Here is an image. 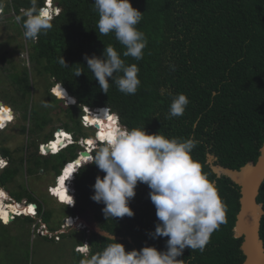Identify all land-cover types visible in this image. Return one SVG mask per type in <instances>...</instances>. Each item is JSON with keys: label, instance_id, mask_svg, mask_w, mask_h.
I'll return each instance as SVG.
<instances>
[{"label": "trees", "instance_id": "obj_1", "mask_svg": "<svg viewBox=\"0 0 264 264\" xmlns=\"http://www.w3.org/2000/svg\"><path fill=\"white\" fill-rule=\"evenodd\" d=\"M39 2L43 6L44 0ZM131 3L142 13L137 28L147 38L142 59L124 57V46L114 33L99 34V15L94 0H54L59 13L53 16L52 28L39 35L36 41L25 37L22 22L19 23L29 48V65H15L4 54L0 55V63L9 62L13 69L7 68L4 73L9 80V91H4L0 100L20 113L23 120H28L29 125H23V131L26 127L35 138L53 122L51 111H63L61 127L71 131L77 141L84 133L80 122L83 106L108 107L127 129L144 125L148 133L161 132L169 138L194 137L199 143L192 156L218 187L227 205V222L212 233L202 252L185 248L177 259L183 264H240L244 259L240 248L242 237H236L233 229L239 209V186L225 175H216L207 163V153L216 157V163L240 168L257 158L264 142V0H131ZM29 7L30 0H10L5 2L3 10L11 8L17 16ZM108 45L121 54L127 65L135 63L139 67L141 83L134 95L120 92L113 80L109 81L108 93H104L87 68L85 54L102 56ZM62 55L68 67L59 63ZM77 68L83 71L79 76H75ZM34 75L39 81L43 80L48 95L45 102L39 104L30 102ZM56 83L69 91L72 96L66 90L69 97L76 98V104L66 105L49 91ZM179 93L187 95L189 104L182 116L169 118L170 104ZM114 117L107 121L105 129L118 125ZM89 119L87 112L86 121ZM53 129L44 135V142L52 139L51 144H54ZM100 136L98 134V139ZM35 138L28 146L33 150L25 156L15 158L8 147H0L9 161L0 171V188L9 189L21 170L31 175L47 171L59 175L64 164L77 158L80 166L73 180L75 202L71 207L65 205L68 214L90 213L94 224L116 236L126 251L145 245L167 250V237L152 238L150 235L158 221L146 184H137L136 195L129 202L134 211L132 217L107 218L102 211L105 205L91 199L97 175H104L94 163L88 162L97 147L91 154L79 153L81 147L75 141L58 153L41 156ZM21 184L19 191H10L11 195L35 202L37 216L48 222L51 213L46 211L42 200ZM257 200L262 202L264 210V180ZM27 207L33 210L32 203ZM19 217L27 224L36 220L17 216L7 224L0 222L4 229L0 236L3 259L18 257V252H13L12 248L19 237L11 238L9 231ZM74 232L77 230L70 234ZM259 233L264 245V212ZM79 238L73 248L87 241L89 254L101 251L112 242L111 237L94 230H88L85 237ZM73 253V260L79 264L85 253L75 249ZM27 260L26 255L24 264Z\"/></svg>", "mask_w": 264, "mask_h": 264}, {"label": "clouds", "instance_id": "obj_2", "mask_svg": "<svg viewBox=\"0 0 264 264\" xmlns=\"http://www.w3.org/2000/svg\"><path fill=\"white\" fill-rule=\"evenodd\" d=\"M44 2L45 4L41 6L39 0H30V7L22 9L21 14L15 17L17 23L22 22L25 37L33 41L52 28L53 16L59 13L55 14L53 11L54 7L59 9L54 4V0ZM94 6L99 15L97 21L99 34L114 33L116 40L124 46L125 50L122 53L124 57L142 59L147 38L137 28L142 13L133 7L131 0H94ZM4 7L5 0H0V12ZM45 8H49V11ZM84 58L87 61V68L104 93H108L110 80H113L118 90L126 95H134L137 92L141 83L138 78L139 67L135 63L127 65L112 45L104 48L102 56L85 54ZM59 63L68 67L63 55ZM82 72L77 68L75 76H79ZM67 92L69 93L68 90ZM51 93L57 96L53 91ZM58 98L66 105L76 104L75 97V102L71 104H68L64 98ZM188 104L189 99L186 94L179 93L174 96L170 104L169 118L182 116ZM10 108L12 109L11 106ZM100 108L82 107L80 122H83V127L93 128V134L95 124L91 125L86 121L87 111H96ZM108 110L116 117L119 126L117 115L109 108ZM13 119L14 114L0 125V130L7 127ZM56 131L65 134V136L60 135L64 142L51 154L58 153L76 141L71 131L62 127ZM56 131H53V139ZM80 139L76 143L81 148L90 152L94 149L87 147L88 144L84 142L87 136H81ZM100 140L102 141L96 145L94 157H90L88 162L94 163L104 175H97L92 186L94 192L91 199L105 205L102 211L107 218L132 217L134 211L129 206V202L136 195L137 184H146L150 189L149 196L155 206L158 221L155 231L150 235L152 238L167 237V250L161 251L155 246L145 245L140 249L126 251L124 244L118 242L112 235V242L95 254H89L87 241L78 244L85 248L82 251L75 246L77 251L85 253L79 264H183L177 257L182 256L185 248H190L192 251L199 249L202 252L212 233L227 222V205L222 200L216 184L203 171V165L192 156V151L199 141L194 137L169 138L161 132L148 133L144 125L123 130L115 127L105 129ZM41 143H38V154ZM5 157L8 159L7 156ZM75 173L66 180L71 196L75 193V189L69 184L73 183ZM56 178L58 175L55 176V182ZM74 202L72 197L71 202L63 204L71 207ZM72 220L68 218L67 222L71 225L68 229L77 227L74 221L72 224Z\"/></svg>", "mask_w": 264, "mask_h": 264}, {"label": "rangeland", "instance_id": "obj_3", "mask_svg": "<svg viewBox=\"0 0 264 264\" xmlns=\"http://www.w3.org/2000/svg\"><path fill=\"white\" fill-rule=\"evenodd\" d=\"M10 0H5V2ZM45 1V0H44ZM45 4V2H44ZM51 14V13H50ZM16 15L10 8L9 10H3L0 13V55L4 54V56L11 60L12 63L20 64V65H29L27 57H28V44L26 43V39L23 35V32L21 31L20 24L16 22L15 19ZM8 70H13L11 68V65L9 62L6 63H0V95L4 91H9V80L7 76L4 75L5 72ZM36 76H32V96L30 99L31 103H41L45 102L47 99V94L45 92V87L43 86V80L39 78L36 79ZM42 80V81H41ZM37 83V84H36ZM50 92H52V88L49 89ZM53 94V93H52ZM0 125H3L4 121H7L11 118V116L14 114V119L11 123L7 125V127L0 130V147H8L13 157L17 158V156H25L31 150H33V147H28L29 143L32 140H34L35 135H30L25 130L23 131V125L27 126L29 125L28 120H23L20 117V113L16 112L14 108H10L9 105H7L6 102H0ZM65 104V102L63 101ZM65 112L63 111H51L50 116L53 118V122L49 124L45 129L42 131V134L39 135L37 138H35V141L37 143L44 142V135L48 133L52 128L53 131H56L59 127H61L62 122L64 120ZM89 117L90 114L88 113ZM92 117V116H91ZM116 118V117H115ZM91 120H89L90 122ZM82 122V121H81ZM92 122V121H91ZM101 122H98L99 124ZM106 123H101L98 125V127H95V131L93 134V128H83L84 133L83 136H89L93 138L98 134H102V132L105 130ZM82 125L83 122H82ZM121 130L125 129L123 126L119 124L115 125ZM79 140H81L79 138ZM78 140V141H79ZM46 145V148H49V144ZM54 144L52 145V149L56 148V145H59L60 143L58 140L53 141ZM93 148V147H92ZM51 153H49L50 155ZM1 156L4 157V155L0 151V160ZM41 156H48V155H41ZM26 162V161H24ZM9 161L7 159V165L8 166ZM26 164H29L28 162ZM6 166H3L1 168V162H0V171L3 170ZM55 174L53 171H47V172H37L35 174H26L24 170H21V173L19 176H17L15 182L10 184L9 189L3 188L9 197H5L4 201L11 202L12 200H20L17 199L15 196V199L10 191H19L20 187L19 184L22 185V188L26 189L27 191H31L34 196L37 198H40L44 204V208L47 212L51 213V217L48 220V225L51 227V229H56L60 226V224L63 221V218L68 214V211L66 209V204L60 203L56 200L54 196H51L49 192V187L55 184ZM73 187V183L69 184V186ZM75 194V193H74ZM74 194L72 197L74 198ZM13 202V201H12ZM18 202H27V199L23 198ZM33 203V202H32ZM62 204V205H61ZM28 213V211H27ZM78 218L83 222L84 230L76 228H70L67 229L66 233L61 235L60 241H55L53 239H47L44 236H39L37 234L32 233L33 224H27L24 221L23 217H19L16 219L15 223L12 225L13 230L10 229L9 234L11 235V238H17L19 237V241L13 245V252L15 250L18 252L17 255L12 257H6L3 259L1 258V250H0V264H24L23 261L27 255L28 260L27 264H76L75 260L73 258L75 257V254L73 253V249L76 250L74 246V243L79 241V237L83 236L85 237L88 233V230H92L95 228L94 222L91 218L90 213H80L77 214ZM17 216H30V215H15ZM69 216V214L67 215ZM74 216V215H72ZM14 217V218H15ZM32 217V216H30ZM14 218L12 220H14ZM1 223H6L2 219H0ZM9 223V222H8ZM30 225V226H29ZM72 230H77V232L70 234ZM82 231V234L81 232ZM84 231V234H83ZM4 233V229L0 227V236ZM18 240V239H17ZM16 240V241H17ZM82 249L85 248H81ZM80 252V251H79Z\"/></svg>", "mask_w": 264, "mask_h": 264}, {"label": "water", "instance_id": "obj_4", "mask_svg": "<svg viewBox=\"0 0 264 264\" xmlns=\"http://www.w3.org/2000/svg\"><path fill=\"white\" fill-rule=\"evenodd\" d=\"M57 97L59 96L57 95ZM95 127H98V124H95ZM95 140L98 141L97 138ZM84 150L85 148H81L79 153L90 152L89 150ZM215 160L216 157L214 155L207 153V163L216 175L218 177L225 175L239 186V209L233 229L236 237H242L240 248L244 259L240 264H264V245L259 233L260 219L264 210L262 202L257 200L259 187L264 180V142L259 148L257 158L247 161L240 168H231L221 163H216ZM33 205L36 206L34 203ZM12 219V216L9 215V222ZM94 227L92 230L109 237L112 236L107 231L100 230L96 225Z\"/></svg>", "mask_w": 264, "mask_h": 264}, {"label": "bare ground", "instance_id": "obj_5", "mask_svg": "<svg viewBox=\"0 0 264 264\" xmlns=\"http://www.w3.org/2000/svg\"><path fill=\"white\" fill-rule=\"evenodd\" d=\"M49 9V8H46ZM52 91L57 95V92H59L60 94L58 95L61 98H64L65 100L68 101V104H71L73 102H75V98L74 97H69L67 95V92L64 88V86L61 83L55 84L52 87ZM90 114V124H97L98 122L101 123H106L105 125H107V121L110 120L109 117H114L111 116V114L109 113V110L106 107H101L100 109L96 110V111H91L89 112V110L87 111ZM92 116V117H91ZM115 118V117H114ZM117 120V119H116ZM100 124V123H99ZM95 126V125H94ZM115 128H118L117 126H113ZM120 129V128H118ZM61 132V131H60ZM62 132H64V130H62ZM62 134V136H65V134L63 133H58L57 136L53 139L58 140V142L60 143L59 145H56L57 147L55 149H52V145L49 144V148H46L45 146L48 145L47 143H45V145H43V149L47 152V151H51V152H55L57 151L62 145H63V138L60 136ZM95 138H98L96 133L95 136L93 138L91 137H87L86 141H84L86 144H88L87 147L91 148H96L98 145V143L101 141L100 139H98L99 141L95 140ZM52 142V140H51ZM98 142V143H97ZM77 166H79V162L78 160H71L68 163H66L64 165V167L62 168V172L58 175V180L55 182L54 185H52L50 192L52 195H54L61 203H66V202H71L72 201V196L71 193L69 191V187L66 185V180L70 179L74 173L75 170L77 169ZM67 173V174H66ZM63 179V183H61V180ZM65 195L67 197H69V199H61V195ZM8 197L7 192L3 189L0 188V219H2L4 222H8L9 220V215L10 214H14L15 212L17 213H30L33 212V210L30 207H27V205H23L21 203L18 202H6L4 201V198ZM33 205V204H32ZM34 208V206H33ZM80 220V219H79Z\"/></svg>", "mask_w": 264, "mask_h": 264}, {"label": "built area", "instance_id": "obj_6", "mask_svg": "<svg viewBox=\"0 0 264 264\" xmlns=\"http://www.w3.org/2000/svg\"><path fill=\"white\" fill-rule=\"evenodd\" d=\"M53 11L56 14V13L59 12V9L56 8V7H54L53 8ZM58 133L59 132L56 131L54 133V137H56ZM50 142H51V140L48 141V143H50ZM43 145H45V143H41L39 145V153L41 155H47L48 153H51V151H49V152L47 151L46 152L43 149ZM0 161H1V168L3 166H6L7 165V158L5 156L4 157L1 156V160ZM51 188L52 187H49V190ZM12 201L15 202V200H12ZM16 202H18V201H16ZM18 203H21V202H18ZM21 204H23V205L27 204L28 206H30L31 205V202H28V203L27 202H23ZM23 214L24 215H30V216H32V217H34L36 219L35 222H34V224H33L34 226H33V229H32V233L37 234V235H40V236H48L49 238H53L54 240H60L61 239V234L62 233H65L66 230L71 226L70 223L67 222L68 221V218H70L71 220L73 219L72 220V224H73V221H74V223L76 224V226L78 227V229H81V230H84L85 229L83 227V222L81 220H79V218H78L77 215H75L73 217H71V216L65 217L64 220L62 221V223L60 224L59 228L58 229H55V230H52V229L49 228V225H48L47 222H45L41 217H38L37 216V205L34 206L33 212H30V213H17V212H15L14 214H10V215L12 216V218H14L15 215H23ZM76 248L81 249L83 247L80 246V245H76Z\"/></svg>", "mask_w": 264, "mask_h": 264}, {"label": "snow or ice", "instance_id": "obj_7", "mask_svg": "<svg viewBox=\"0 0 264 264\" xmlns=\"http://www.w3.org/2000/svg\"><path fill=\"white\" fill-rule=\"evenodd\" d=\"M60 93L59 92H57V95H59ZM109 119H112L111 117H109ZM67 174V173H66ZM64 181H63V179L61 180V183H63ZM61 199L62 200H64V199H69V197H67V196H65V195H61ZM7 222V221H6ZM83 250V249H82Z\"/></svg>", "mask_w": 264, "mask_h": 264}, {"label": "crops", "instance_id": "obj_8", "mask_svg": "<svg viewBox=\"0 0 264 264\" xmlns=\"http://www.w3.org/2000/svg\"><path fill=\"white\" fill-rule=\"evenodd\" d=\"M27 131V130H26ZM67 216V215H66Z\"/></svg>", "mask_w": 264, "mask_h": 264}]
</instances>
